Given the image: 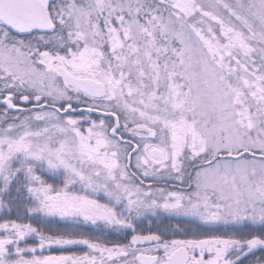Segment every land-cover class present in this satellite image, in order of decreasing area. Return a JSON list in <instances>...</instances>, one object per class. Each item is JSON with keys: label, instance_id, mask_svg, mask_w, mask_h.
Wrapping results in <instances>:
<instances>
[{"label": "snow or ice", "instance_id": "6c2138e0", "mask_svg": "<svg viewBox=\"0 0 264 264\" xmlns=\"http://www.w3.org/2000/svg\"><path fill=\"white\" fill-rule=\"evenodd\" d=\"M0 264H264V0H0Z\"/></svg>", "mask_w": 264, "mask_h": 264}, {"label": "trees", "instance_id": "16d2710c", "mask_svg": "<svg viewBox=\"0 0 264 264\" xmlns=\"http://www.w3.org/2000/svg\"><path fill=\"white\" fill-rule=\"evenodd\" d=\"M56 225L54 224L53 227H55ZM164 226H170V227H174L175 226V221H173V219H169V218H164L163 216L159 217V218H154V223L151 224L150 226L148 225L147 222H145L144 225H142V227L146 230V234H147V229L149 227H151V230L156 231L158 230V228L162 229ZM107 232L113 233L115 235L118 236V234L112 230H107ZM119 237V236H118ZM259 255V253H258Z\"/></svg>", "mask_w": 264, "mask_h": 264}, {"label": "flooded vegetation", "instance_id": "af4514ba", "mask_svg": "<svg viewBox=\"0 0 264 264\" xmlns=\"http://www.w3.org/2000/svg\"><path fill=\"white\" fill-rule=\"evenodd\" d=\"M173 221H175V220L173 219ZM176 221H175V223H176ZM93 231H94L95 235L99 236V238H100V240L102 242H107V243L116 242L118 240V238H119L117 235H115L113 233L109 234L107 232V229H104L102 231L94 229ZM73 250L74 251H79V249H76V248H74Z\"/></svg>", "mask_w": 264, "mask_h": 264}, {"label": "rangeland", "instance_id": "374dc122", "mask_svg": "<svg viewBox=\"0 0 264 264\" xmlns=\"http://www.w3.org/2000/svg\"><path fill=\"white\" fill-rule=\"evenodd\" d=\"M169 219H174L175 221L177 220V219H179V218H169ZM177 222V221H176ZM176 224V223H175ZM56 254H58V253H56Z\"/></svg>", "mask_w": 264, "mask_h": 264}]
</instances>
